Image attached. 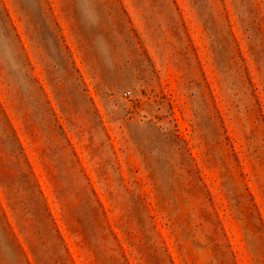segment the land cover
Segmentation results:
<instances>
[{
    "label": "rangeland",
    "instance_id": "374dc122",
    "mask_svg": "<svg viewBox=\"0 0 264 264\" xmlns=\"http://www.w3.org/2000/svg\"><path fill=\"white\" fill-rule=\"evenodd\" d=\"M0 264H264V0H0Z\"/></svg>",
    "mask_w": 264,
    "mask_h": 264
},
{
    "label": "built area",
    "instance_id": "2783aa9c",
    "mask_svg": "<svg viewBox=\"0 0 264 264\" xmlns=\"http://www.w3.org/2000/svg\"><path fill=\"white\" fill-rule=\"evenodd\" d=\"M129 94H130L129 91H124V92L122 93V96H123V97H126V96H128Z\"/></svg>",
    "mask_w": 264,
    "mask_h": 264
}]
</instances>
